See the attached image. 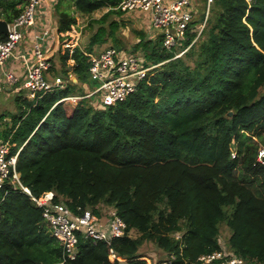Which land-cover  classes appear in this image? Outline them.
<instances>
[{"label":"trees","instance_id":"trees-1","mask_svg":"<svg viewBox=\"0 0 264 264\" xmlns=\"http://www.w3.org/2000/svg\"><path fill=\"white\" fill-rule=\"evenodd\" d=\"M120 1L74 0L82 14L106 9L90 22L97 28L84 49L67 38L75 15L59 13L57 46L46 56L66 83L18 100L11 124L0 128V143L13 144L9 155L17 153L20 181L33 196L53 191L54 201L74 212L100 216L106 206L126 222L110 243L78 232L77 255L64 264H151L140 252L147 241L162 251L156 262L199 264L202 254L220 250L264 264V167L257 162L264 147V0H214L202 31V18L191 21L170 48L162 35L134 30L138 40L127 52L153 67L124 99L105 105L84 96L88 53H100L105 48L92 47L108 40L126 49L117 33L130 13L117 8ZM12 5L8 22L22 10L21 0ZM141 18L148 29V17ZM77 92L82 97L68 111L60 99ZM222 222L230 229L227 245ZM61 258L42 208L11 189L0 202V264Z\"/></svg>","mask_w":264,"mask_h":264},{"label":"built area","instance_id":"built-area-1","mask_svg":"<svg viewBox=\"0 0 264 264\" xmlns=\"http://www.w3.org/2000/svg\"><path fill=\"white\" fill-rule=\"evenodd\" d=\"M213 1L121 0L117 8L124 13H145L149 17L151 31L155 34L160 32L163 36L164 45L170 48L183 38L189 23L197 19L196 6L203 2L205 13L202 16L203 22L197 30L198 34L202 31ZM247 1L250 2L251 0ZM22 2L23 8L20 14L8 23V32L5 38L0 40V67L14 52L23 35V28L32 25L35 21L40 0H22ZM46 34L44 32L43 35H36L35 39L39 38L43 41ZM88 55L90 57V76L101 83L95 90L100 91L105 105H111L124 99L135 89L134 81L143 77L146 71L153 67L142 66L140 57L134 53L121 52L114 47H106L98 54L88 53ZM18 57L22 58L25 63L23 83L29 99H35L47 91L63 86L60 77H56L52 81L46 79L45 73L49 70L51 62L47 60L40 40H36L33 45L32 59L27 58L24 54H20ZM8 78L13 79L14 77L8 74ZM79 98L80 96H66L60 100L75 99L76 101ZM12 145L9 140L0 143V202L4 200L11 189L18 187L30 196L31 201L36 206L42 208L45 223L61 245V264L75 259L79 242L78 232L82 233L81 236L85 239L107 243L125 233L126 222L113 208L102 214L106 216V220L101 222L102 215L98 216L91 210L74 212L65 202L54 201L53 191H48L40 197L33 196L29 188L20 181L19 172L15 165L17 153L9 155ZM232 156L234 157L235 153H232ZM257 162L264 167V147L262 146L258 149ZM110 251L111 257L115 258L112 249ZM199 260V264H250L241 257L232 256L220 250L202 254ZM120 261L119 264H128L124 260ZM150 263L174 264V257L159 262L150 258Z\"/></svg>","mask_w":264,"mask_h":264},{"label":"crops","instance_id":"crops-1","mask_svg":"<svg viewBox=\"0 0 264 264\" xmlns=\"http://www.w3.org/2000/svg\"><path fill=\"white\" fill-rule=\"evenodd\" d=\"M64 2H69L73 7H75L73 4L74 0H40L34 23L23 28V35L16 48L14 49V52L10 57L6 59L4 65L0 67V113L3 114V119L0 121L2 122L1 126L6 125L7 121L11 120V117L8 118L6 113L12 115L18 112V100L23 98L29 99L26 95L27 89L25 88L23 83L25 76V63L22 58L18 56L20 54H24L27 58L32 59L33 45L36 40H40L42 42L43 50L48 54V56H50L52 52H55V48L57 45L54 39V35L57 28L58 15L61 11H65L62 9V4ZM12 3H14V0H0V21L7 22V32L9 22L6 20L5 14L13 7ZM21 6L23 8L22 0ZM16 7H19V4H17ZM139 15L141 17H147L146 14ZM44 32H46L47 34L45 37H43V41L39 38L35 39L36 35H43ZM148 32L149 34H153L150 29L149 17ZM6 34L4 35L6 36ZM71 46H74V44H71ZM55 64L58 65V63H56V60ZM8 74H11L14 78H8ZM67 74L68 77L70 75H73L70 70ZM45 77L47 80L52 81L57 76L51 80L52 77L47 73ZM12 106L14 107L13 111L10 110V107Z\"/></svg>","mask_w":264,"mask_h":264},{"label":"rangeland","instance_id":"rangeland-1","mask_svg":"<svg viewBox=\"0 0 264 264\" xmlns=\"http://www.w3.org/2000/svg\"><path fill=\"white\" fill-rule=\"evenodd\" d=\"M62 9L67 11L70 15H75V17H76V23L74 25H72L71 30L67 33V35H68L67 38H69L70 43H72L74 45H78L82 49H84L88 45V42L90 40V36L92 35V33L97 28L96 24H93L91 26L90 22L92 21L93 18H98L104 12L105 9L97 10L90 15L89 14L86 15V14H82V13L78 12V10L75 7H73L69 2L68 3L64 2L62 4ZM196 9L198 12L197 13L198 15L196 16V18H202V16L205 13V7L203 5V2L198 4L196 6ZM131 13L132 12H130V14H128L126 16L125 15L122 16V22L124 24H122L120 26V29L117 33L119 40H121L122 44H124L126 47V49L125 48H123V49H117L116 48L117 50H119L121 52L129 51V48L131 47V45L138 40L135 36L134 30L144 29V31H146L147 35H148V29H147V27L143 26L144 21H142L141 16L140 17L136 16V15H138L139 12L138 13L134 12L132 14ZM140 14L145 15V13H143V12H140ZM156 34L162 35L160 32H157ZM110 45H111V41L108 40L107 42H105L104 44H101V45L95 44L92 48H93V50L97 51V50H101L103 48H106ZM61 49H63L62 45H61ZM135 55L137 56V54H135ZM48 74L52 77L51 80L57 76V77L61 78V80L63 81V84L66 81L60 74L54 73L53 71L49 70ZM69 77H70L69 81L73 80L74 82H76V78L73 75H70ZM100 84L101 83L99 81L91 78L87 82V84H86L87 86H85L84 91H87V93L84 96L85 97H92V98L98 97L100 99V101L103 103L102 94L100 93V91L95 90V88L99 87ZM77 85H79V84H77ZM263 91H264V89H263ZM79 93H81V92H77L75 95H69V96H78L77 94H79ZM80 97H82V96H80ZM76 101H75V99L65 100V104L67 106L68 111H70L73 108ZM10 108H11L10 110L13 111L14 107L12 106ZM6 114H7L8 118L11 117L10 114H8V113H6ZM1 123L2 122H0V128L5 127V126H1ZM7 124L10 125L11 120L7 121ZM109 209H112V208H107L106 206L103 207L101 209L102 214L105 212H108ZM105 220H106V216L102 215L101 222H104ZM220 229H221L220 241L222 243L224 242V244L227 245L228 238L230 236V229L228 228V226L224 222H222L220 224ZM140 252L144 253L146 256H149L150 258H153V259H155V258L158 259L159 255L162 254V251L155 245V243H153L151 241H147L146 243H144L142 248H140Z\"/></svg>","mask_w":264,"mask_h":264},{"label":"water","instance_id":"water-1","mask_svg":"<svg viewBox=\"0 0 264 264\" xmlns=\"http://www.w3.org/2000/svg\"><path fill=\"white\" fill-rule=\"evenodd\" d=\"M171 32H173V31L171 30ZM6 33H7V22L0 21V35L1 34H6ZM228 115L231 116L232 115V111H229Z\"/></svg>","mask_w":264,"mask_h":264},{"label":"clouds","instance_id":"clouds-1","mask_svg":"<svg viewBox=\"0 0 264 264\" xmlns=\"http://www.w3.org/2000/svg\"><path fill=\"white\" fill-rule=\"evenodd\" d=\"M140 14V13H139ZM108 47H111V46H108ZM55 79V78H54ZM64 85V84H63ZM234 153V152H233Z\"/></svg>","mask_w":264,"mask_h":264}]
</instances>
